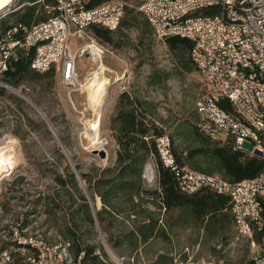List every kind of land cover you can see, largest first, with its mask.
<instances>
[{
    "label": "rangeland",
    "instance_id": "obj_1",
    "mask_svg": "<svg viewBox=\"0 0 264 264\" xmlns=\"http://www.w3.org/2000/svg\"><path fill=\"white\" fill-rule=\"evenodd\" d=\"M124 1L125 14L120 28L114 32L112 45L95 36L110 48L102 63H94L86 55L78 60L82 89L64 86L56 71L31 77L18 88L5 86L22 101L0 98V148L7 147L15 163L0 179V251L11 248L18 233L48 243L69 240L72 244L73 239L66 238L63 230L76 224V239L95 245L97 264H175L176 259L196 261L208 256L224 258L231 264L247 263L254 246L246 238H237L234 221L225 222V226H204L185 207L166 210L155 206L150 198L153 195L146 192L138 205L125 194L113 196L112 201L121 212L106 210L102 212V223L97 215L98 222L91 224L84 211L76 214L82 202L68 176L64 174L68 179L66 187L55 180L69 164L80 189L89 194L82 173L99 176L102 169L114 165L119 145L114 137L113 118L124 91L131 93L148 118L163 126L171 148L186 165L207 171L215 167L213 159L204 154H188L200 146L199 138L206 136L199 127L201 117L196 108L204 84L190 49H172L166 41L154 37L140 10L144 0ZM26 4L31 2L13 0L0 10V19ZM43 11L47 12L46 6ZM90 36L94 34L88 30L86 39L73 37L72 50L91 42ZM97 70L101 74L96 73L93 78ZM0 83L5 82L0 78ZM122 83H126L127 90H121ZM88 85L107 86L98 105L92 103ZM245 147L253 150L254 144L247 140ZM95 149H105L107 157L102 158ZM143 179L148 191L159 188L154 157L146 162ZM99 200L97 197V209L104 207ZM149 215L159 219V231L145 242L133 230L147 223ZM111 239L118 244L117 248L112 246ZM80 261L81 256L75 261L72 252L67 264H92L89 259Z\"/></svg>",
    "mask_w": 264,
    "mask_h": 264
},
{
    "label": "built area",
    "instance_id": "obj_2",
    "mask_svg": "<svg viewBox=\"0 0 264 264\" xmlns=\"http://www.w3.org/2000/svg\"><path fill=\"white\" fill-rule=\"evenodd\" d=\"M45 6L47 19L15 26L0 38V73L21 49L33 69L54 68L64 86L82 89L79 58L86 55L99 64L110 48L90 36L91 42L73 51L71 39H86L91 25L117 31L126 3L109 0L90 8L85 0H54ZM206 9L216 12L203 13ZM140 10L158 40L180 36L193 42L191 59L204 84L196 101L199 125L212 137L230 134L235 150L264 160V0H144ZM120 88L124 91L128 86L122 83ZM223 100L233 104V112L222 108ZM247 140L254 144L253 150L246 149ZM158 148L182 191L192 194L207 187L229 196L237 238H246L254 246L244 264H264V168L253 178L231 181L220 172L179 165L167 134L158 138ZM10 247L0 251V264H67L72 257L69 240L48 243L18 233ZM175 264L231 263L208 256L196 261L176 259Z\"/></svg>",
    "mask_w": 264,
    "mask_h": 264
},
{
    "label": "trees",
    "instance_id": "obj_3",
    "mask_svg": "<svg viewBox=\"0 0 264 264\" xmlns=\"http://www.w3.org/2000/svg\"><path fill=\"white\" fill-rule=\"evenodd\" d=\"M28 1L31 2L30 5L26 4L22 8L9 13L7 17L0 19V38L4 37L5 33L15 26H31L47 19L48 13L44 12L43 8L46 4L54 2V0H44L43 2H36L37 0ZM85 1L86 6L91 8L109 0ZM40 10L41 13H39ZM215 12L216 9H206L203 13L213 14ZM13 16L16 18L11 23L10 20ZM88 30L102 41L110 44L114 42V31L98 25H91ZM16 36L21 37V31L16 33ZM166 42L172 49L180 46L188 48L191 54L193 42L187 38L173 36L167 38ZM49 72H55V69L52 68L45 72L33 69L30 57H27L21 49H18L17 58L9 59L8 68L0 73L1 80L5 82L0 83V98L8 97L10 100L21 102L22 99L16 97L5 86L10 85L18 88L28 82L31 77H41ZM220 105L227 111H234V106L229 100L221 101ZM137 106V100L132 97L129 91L122 92L118 112L113 118V129L116 131L114 137L119 145L116 161L114 165L102 169L99 176L82 173L100 222L104 221L105 218L102 212L106 210L121 212L112 201L113 196L117 197L125 194L134 205H138V200L143 199L146 192H150L153 195L150 197L151 202L155 206L166 210L185 207L191 211L194 219L201 222L204 226L213 224L225 226V222L233 223L234 219L231 213L229 196L207 187L192 194L181 190L175 171L166 166L160 157L158 138L166 134L163 126H159L151 118H148L146 112ZM150 116L152 117L153 115L150 114ZM2 125L3 121L0 118V128ZM199 127L206 133V136L200 137V146L188 152V154L191 155L192 152L204 154L209 159H213L215 167L210 171L202 167H194L195 169L206 172H220L231 181H241L255 177L264 168V160L262 158L249 156L242 150H235L230 134L224 133L220 137H212L206 129L200 125ZM172 151L177 163L185 165L186 161L180 157L178 152L173 149ZM61 156L64 157L62 153ZM150 157H154L157 165L159 188L148 191L143 179V169ZM64 174L68 176L69 181L73 185L72 188L79 193L78 196L82 202L80 208L75 210L76 214L84 211L86 220L91 224L94 223L95 218L89 198L80 189L76 173L69 164L65 167V173H58L55 177V180L61 186L66 187L68 179L64 177ZM97 197H100L99 201L103 203L104 207L101 209L96 208ZM72 198H74L73 194ZM146 220L148 221L147 223H143L136 230H133V233L141 234L145 242L159 231L158 218L149 215ZM78 232L79 229L76 224L67 226L63 230L66 238L73 239L71 251L74 252L75 261H78L81 256V263L89 259L92 264H97L98 256L95 254V245L79 242L76 239ZM110 242L114 248H117L118 244L113 239Z\"/></svg>",
    "mask_w": 264,
    "mask_h": 264
},
{
    "label": "bare ground",
    "instance_id": "obj_4",
    "mask_svg": "<svg viewBox=\"0 0 264 264\" xmlns=\"http://www.w3.org/2000/svg\"><path fill=\"white\" fill-rule=\"evenodd\" d=\"M12 1L13 0H0V10L5 5L10 4V2H12ZM98 72H99V70H97V71H95L93 73L94 74V77H96L95 75ZM88 88L90 89V93L92 94V97L90 98L91 101H92V103L95 104V105H98V103L100 101L101 95H103V93H106L107 86H95V87H93V86L88 85ZM22 96H23V94H22ZM6 148L5 149H4V147L3 148H0V179L4 175L8 174L15 167V163H14V161L12 159V155L10 153H8V150Z\"/></svg>",
    "mask_w": 264,
    "mask_h": 264
},
{
    "label": "water",
    "instance_id": "obj_5",
    "mask_svg": "<svg viewBox=\"0 0 264 264\" xmlns=\"http://www.w3.org/2000/svg\"><path fill=\"white\" fill-rule=\"evenodd\" d=\"M23 98L27 99L24 95L22 96ZM40 112L45 115L41 110ZM95 153H98L102 158H106L107 157V151L105 149H95ZM257 153H260L259 151H257ZM88 198H89V203L91 205L92 211H93V216L95 218V221L98 222L97 220V212L94 206L93 201L91 200V197L89 196V194H87Z\"/></svg>",
    "mask_w": 264,
    "mask_h": 264
},
{
    "label": "crops",
    "instance_id": "obj_6",
    "mask_svg": "<svg viewBox=\"0 0 264 264\" xmlns=\"http://www.w3.org/2000/svg\"><path fill=\"white\" fill-rule=\"evenodd\" d=\"M144 17H145V16H144ZM145 19H146V17H145ZM146 21H147V19H146ZM147 23H148V25L151 27V25H150V23H149L148 21H147ZM151 29H152V27H151ZM152 31H153V29H152ZM114 32H115V31H114ZM153 35H154V32H153ZM154 37H155V35H154ZM111 45H112V44H111ZM126 70L128 71V69H126ZM98 74L100 75L101 72L98 73ZM124 74H125V75H128V73H126V72H124ZM125 75H124V76H125ZM95 76H96V75H95ZM93 78H96V77L93 76ZM101 78H103V76H101ZM104 78H106V76H104Z\"/></svg>",
    "mask_w": 264,
    "mask_h": 264
}]
</instances>
